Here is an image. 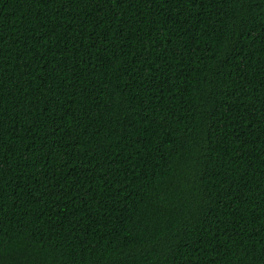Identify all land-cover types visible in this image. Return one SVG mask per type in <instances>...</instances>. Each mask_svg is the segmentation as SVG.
<instances>
[{"label": "trees", "instance_id": "obj_1", "mask_svg": "<svg viewBox=\"0 0 264 264\" xmlns=\"http://www.w3.org/2000/svg\"><path fill=\"white\" fill-rule=\"evenodd\" d=\"M0 264H264V0H0Z\"/></svg>", "mask_w": 264, "mask_h": 264}]
</instances>
